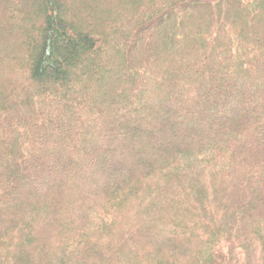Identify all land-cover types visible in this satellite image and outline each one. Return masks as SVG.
<instances>
[{"label": "trees", "instance_id": "1", "mask_svg": "<svg viewBox=\"0 0 264 264\" xmlns=\"http://www.w3.org/2000/svg\"><path fill=\"white\" fill-rule=\"evenodd\" d=\"M0 264H264V0H0Z\"/></svg>", "mask_w": 264, "mask_h": 264}]
</instances>
